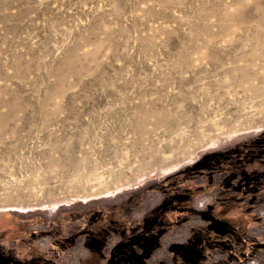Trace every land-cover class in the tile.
Wrapping results in <instances>:
<instances>
[{
    "label": "rangeland",
    "instance_id": "obj_1",
    "mask_svg": "<svg viewBox=\"0 0 264 264\" xmlns=\"http://www.w3.org/2000/svg\"><path fill=\"white\" fill-rule=\"evenodd\" d=\"M263 135L264 0H0V264H87L96 213L220 193L201 158Z\"/></svg>",
    "mask_w": 264,
    "mask_h": 264
},
{
    "label": "crops",
    "instance_id": "obj_2",
    "mask_svg": "<svg viewBox=\"0 0 264 264\" xmlns=\"http://www.w3.org/2000/svg\"><path fill=\"white\" fill-rule=\"evenodd\" d=\"M251 142L252 140L250 142H239L229 149L208 152L205 158H201L207 160L199 162V165H197L199 170L197 171L206 170L216 184L221 180L225 182V178L229 182L232 181L235 169L241 165H237V161L234 159L238 151H235V149L248 147V145H244L246 143L250 145ZM263 152L264 147L258 150L247 148L238 151V157L245 158L246 163L253 162L254 166L252 168L245 167L251 171V169L261 167L259 162L256 163L257 161L252 159L255 156L261 157ZM241 163L244 164V162ZM259 170L261 171L262 168ZM236 174L241 175L237 172ZM180 175L181 178L184 177L185 179L184 172H181ZM240 178L241 176L235 178V180ZM229 196L227 195V197ZM180 197L183 199V195H173L166 192L155 195L148 198L147 202L144 203L153 211H150L148 216L140 214L133 217L135 221L142 218L145 221L147 220L148 224L154 228L166 227L165 231L157 234V247L151 264H174L175 259L172 257L174 253H180L184 257L191 256L189 260L191 264H264V253L259 252L257 249L253 254L252 249L249 247L252 243L262 241V238H259L258 235H264L263 208L260 209L257 206L250 208L247 202L237 211L232 212L230 208L215 209L207 215H203L204 206L212 197L208 195L199 197L196 195L195 211L190 213L183 222L176 223L170 206L173 205V201L179 200ZM246 200L247 198H244L242 201L245 202ZM162 202L163 206H159ZM154 212L156 214H153ZM250 221L253 228L247 227ZM205 238L210 241L206 247L202 245ZM184 260L186 259L184 258Z\"/></svg>",
    "mask_w": 264,
    "mask_h": 264
},
{
    "label": "flooded vegetation",
    "instance_id": "obj_3",
    "mask_svg": "<svg viewBox=\"0 0 264 264\" xmlns=\"http://www.w3.org/2000/svg\"><path fill=\"white\" fill-rule=\"evenodd\" d=\"M260 138L261 137L258 136L257 139H253L255 140L254 141L255 143L253 145H249V143H246L244 146L248 145V147L236 148L235 151L236 150L240 151L242 149H247V148H250L252 150L261 149L262 147H264V145L261 143L262 140H260ZM258 141H260L261 143L260 145L258 144L259 143ZM238 151L236 152L237 154L234 156V159L235 161H237V165L239 164L241 165L239 166V168L235 169L232 175L233 177L232 181L229 182L228 179L225 178L224 185L219 190L220 193H217L215 190L214 192L213 191L206 192V190L208 189L207 187H209L207 185L200 187L201 192L194 191L193 188L191 189L189 187L187 189H183L185 183H187L184 177L176 179L174 182L170 183L169 186H166L167 187V189H165L166 193L173 194V195L179 194L180 196L183 195V199H181L180 197L179 200L173 201V205L170 206L171 212L173 213L174 220L176 223L183 222L187 218V216L190 215V213L195 211L194 204L196 202L195 200L196 195L199 197H203L205 195L212 197L211 200L208 201L207 204H205L204 211L202 212L203 215H207L208 213H210L211 210L225 209V204H226L225 201H228V199H230L231 197V194H229L230 190H227L229 189L228 187L241 190V188H245L249 185L252 191L254 192V194L258 192V190L260 189V186L264 183V171L263 170L260 171L258 167L257 169L254 168L255 170L251 169V171L245 168L244 164L241 163V162H244L245 158H239ZM258 159L260 158L255 156L252 160L257 161ZM259 165H261L260 162H259ZM197 169H198V166L196 168V171ZM236 172L240 173L241 175H237ZM240 176L241 178L239 180H235V178H238ZM161 186H163V182ZM227 195H230L229 198L227 197ZM242 195L239 196V198H235V200L241 203V205L243 206L242 200H244V197ZM223 196H226V197H223ZM131 200H132V203L130 204V208L128 204L125 206V208L127 209H124V212L120 211L122 212V215L126 213L125 219H122V222L120 223L110 222L108 225L107 222H105L106 221L105 219L108 215L110 216L111 214H114L115 212H117L116 211L117 206H115L116 208L113 206L109 207L106 209V211H103V213L98 212L95 214V218H94L95 223H92V225L87 226V228L85 229L89 231V234L91 235L89 244L90 246H92V249L94 251L93 260L92 261L90 260V262H87V264H90V263L91 264H99V263L100 264L101 263L102 264L103 263L104 264H151V261L156 252L157 234L161 231H165L166 227L160 226V227L154 228L150 226L148 224V221L147 220L145 221V219L143 218L135 221L133 219L134 216H137L140 214L143 216H148L150 214V211L152 212L153 209H149L147 206L144 205V203H142V205H139L138 201H135V202L133 201L134 198ZM159 206H163V202ZM159 206L158 208H160ZM136 210L139 211L138 212L139 214L138 213L133 214V215L130 214L131 211L134 212ZM64 213L65 212H60L59 214L61 220L65 218ZM76 214L79 217L84 216L83 218L88 216L87 210L80 211L79 209ZM153 214H156V212H154ZM117 237H119V241L115 243V245H112L109 250V244L112 241H115ZM208 237L210 238L209 234H208ZM55 239L56 241H61L65 243L70 242L72 240L68 238H63L59 234L55 235ZM202 242H203L202 245H204L205 247L210 243V241L207 238H205ZM0 250H1V246H0ZM95 255H98V256H95ZM1 256L3 255H1V251H0V257ZM6 257L7 256L4 255L3 260H5ZM172 257L173 259H175V262H173L174 264H191L189 263L191 256L184 257L180 253H176V254L174 253L172 254ZM15 258H18V257H15ZM184 258L186 260H184ZM39 262H41L42 264H58L57 261L55 263L51 260L44 259V257H41ZM81 262L83 261L81 258H79L78 263L81 264Z\"/></svg>",
    "mask_w": 264,
    "mask_h": 264
},
{
    "label": "bare ground",
    "instance_id": "obj_4",
    "mask_svg": "<svg viewBox=\"0 0 264 264\" xmlns=\"http://www.w3.org/2000/svg\"><path fill=\"white\" fill-rule=\"evenodd\" d=\"M246 76V75H245ZM135 119V118H134ZM135 122V121H134ZM133 123V122H132ZM134 126V125H133ZM130 131V130H129ZM125 132V131H124ZM116 135V134H115ZM259 142V143H258ZM257 143L260 145L262 142H264L263 140H262V142L260 143V141H258ZM257 144V145H258ZM256 146V145H255ZM101 153H102V151H101ZM118 156V155H117ZM210 158V157H209ZM102 159V158H101ZM92 160V159H91ZM104 160H105V158H104ZM96 161V160H95ZM101 161V160H100ZM100 164V163H99ZM118 170V169H117ZM92 172V171H91Z\"/></svg>",
    "mask_w": 264,
    "mask_h": 264
}]
</instances>
